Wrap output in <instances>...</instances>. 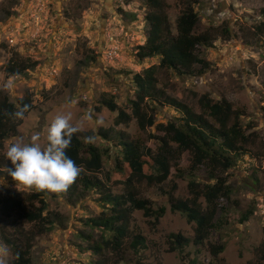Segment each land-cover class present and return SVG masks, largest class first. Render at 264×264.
<instances>
[{
    "label": "rangeland",
    "instance_id": "1",
    "mask_svg": "<svg viewBox=\"0 0 264 264\" xmlns=\"http://www.w3.org/2000/svg\"><path fill=\"white\" fill-rule=\"evenodd\" d=\"M189 1L193 4L195 0H167L174 33L176 22ZM198 1L193 4L199 14L197 33L215 29L217 35L210 48H200L201 57L210 67L203 75L191 77L161 69L157 76L159 87L198 113H202L199 101L203 96L215 102L223 99L231 102L242 113L241 123L246 134H254L251 153L227 174L233 195L230 201H220L225 226L212 233L197 257L193 246L186 248L185 261L180 253L170 251V238L181 234L193 239L196 225L188 223L183 214L172 212L169 197L165 195L172 182L161 188L146 182L138 184L142 198L150 200L155 209L164 207L167 212L156 227L142 212L134 213L133 229L146 238L147 247L139 255L130 252L124 262L117 264H190L191 260L212 264L210 246L214 244L226 246L220 255V264H254L264 244V39L256 37L254 31L262 20L264 2ZM148 11L147 0H0V92L15 103L27 93L34 97L35 108L23 119L18 137L30 138L38 132L40 143L45 145L47 129L56 115L70 111L75 125L91 111L93 118L84 122L81 132L114 128L128 133L141 145L156 146L150 139L157 133L156 126L142 131L134 120L129 125L115 127L118 113L103 105L104 101L115 100L119 109L131 113L134 76L159 65V59L140 62L136 57L137 47L147 39ZM226 27L232 34L229 40L221 33ZM11 59L36 66L15 77L14 90L5 91L3 85L9 80L5 67ZM152 106L149 113L154 114L156 125L180 117L170 107ZM97 119H102L103 124L98 126ZM13 140H8L0 150V199L22 200L23 207L12 210L11 218H7L0 206V244H4L3 231L9 237H17L20 232L36 234L40 227L24 218L25 212L32 211L27 198L36 191L23 186L17 188L6 171L14 170L5 155ZM95 144L108 148L101 138ZM112 158H104V170L99 176L103 180L113 169ZM188 158L183 155L180 159L182 171L187 172ZM208 173L206 168L201 169L199 182H204ZM177 182L174 196L186 200L190 196L189 178ZM113 191L122 193L123 188L115 186ZM96 199L97 195L90 193L71 200L52 194L48 197L46 216L54 225L51 231L36 235L33 264H94L98 260L87 251L85 235L91 231L84 226L85 220L98 216L101 211ZM250 212L249 220L241 223L242 216ZM13 258L10 250L7 264Z\"/></svg>",
    "mask_w": 264,
    "mask_h": 264
},
{
    "label": "trees",
    "instance_id": "2",
    "mask_svg": "<svg viewBox=\"0 0 264 264\" xmlns=\"http://www.w3.org/2000/svg\"><path fill=\"white\" fill-rule=\"evenodd\" d=\"M194 3L198 4L199 1L195 0ZM147 4L148 35L145 44L137 47L136 57L140 62L159 59V65L134 76L131 113L119 109L115 100L104 101L103 105L111 112L118 113L115 127L129 125L134 120L142 131L156 126L157 133L150 136L156 146L146 147L126 132L101 128L97 132L80 131L74 134L70 147L66 149V154L81 168V172L75 183L59 197L71 200L79 198L82 193L95 194L101 209L98 216L84 221V226L91 231L85 235L87 251L98 257L94 264L121 263L130 252L139 255L146 249V238L133 229L134 213L142 212L156 227L167 209H155L150 200L140 196L137 185L144 182L160 188L172 182L171 189L165 192L172 212L183 214L188 223L196 227L193 239L181 234L172 235L170 251L180 253L183 261L187 259L183 256L184 251L190 246L196 249V257L200 255V248L205 246L212 233L226 224L220 201H230L233 195L227 174L251 153L249 148L254 143V134H246L241 123L242 113L231 102L225 99L215 102L209 96H203L199 101L202 113H198L159 87L157 76L161 69L171 70L179 76L203 75L210 64L201 57L200 48H210L217 35L215 29L197 33L199 14L190 1L184 5L176 22L175 33L170 23L167 0H147ZM261 14L262 20L254 31L256 37L264 39V7ZM221 33L227 40L232 38L227 27L221 29ZM35 66L31 62L11 59L5 73L8 78L19 77ZM33 98V94L27 93L15 103L0 92V150L5 148L8 140L18 137L23 119L35 108ZM155 104L174 109L180 117L167 124L156 125L154 114L149 113V108L153 110L152 105ZM23 105L29 106L24 118H13L10 114ZM88 136H94L95 140L101 138L108 148L95 142L84 143V138ZM183 155L189 157L187 172L179 168ZM105 157H113V169L105 174L103 180L99 176L104 170ZM203 168L209 173L204 182H199L198 172ZM187 177L190 196L186 200L178 199L174 196L178 190L177 181ZM115 186H122L123 192L115 193ZM50 195L36 191L27 198L32 211L25 212L24 218L28 223L40 226L36 234L20 232L17 237H9L5 231L1 233L2 241L13 253L11 264H33L36 235L51 231L54 225L52 219L46 216ZM0 206L5 216L11 218L10 212L15 208L21 209L23 201L0 199ZM251 213L242 216L241 223L247 222ZM225 250L223 244L210 246L212 264H220V255ZM190 264L198 263L191 260ZM254 264H264V244L259 248V260Z\"/></svg>",
    "mask_w": 264,
    "mask_h": 264
},
{
    "label": "clouds",
    "instance_id": "3",
    "mask_svg": "<svg viewBox=\"0 0 264 264\" xmlns=\"http://www.w3.org/2000/svg\"><path fill=\"white\" fill-rule=\"evenodd\" d=\"M14 88L15 77H10L3 85V90L12 91ZM28 110L29 106L23 105L10 115L22 120ZM92 118V112L88 111L74 125L72 123L73 114L70 111L56 115L47 129L45 145L40 143L41 136L38 132L30 138H14L13 142L7 146L5 155L14 165V170L6 169V171L16 182V187L23 186L37 192L58 196L66 193L81 172V168L66 154V149L70 147L73 135L82 131L84 122ZM96 123L98 126L102 125L103 120L97 119ZM94 142V136L84 138L86 144ZM9 251L7 245L0 244V264H7L6 258Z\"/></svg>",
    "mask_w": 264,
    "mask_h": 264
}]
</instances>
